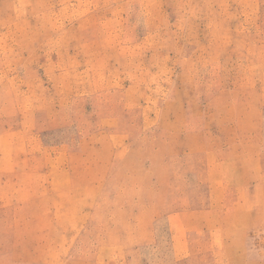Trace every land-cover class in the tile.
Instances as JSON below:
<instances>
[{"label": "rangeland", "instance_id": "obj_1", "mask_svg": "<svg viewBox=\"0 0 264 264\" xmlns=\"http://www.w3.org/2000/svg\"><path fill=\"white\" fill-rule=\"evenodd\" d=\"M0 264H264V0H0Z\"/></svg>", "mask_w": 264, "mask_h": 264}]
</instances>
